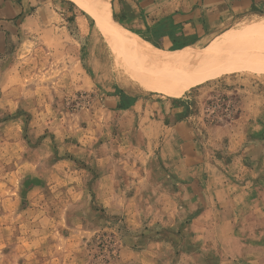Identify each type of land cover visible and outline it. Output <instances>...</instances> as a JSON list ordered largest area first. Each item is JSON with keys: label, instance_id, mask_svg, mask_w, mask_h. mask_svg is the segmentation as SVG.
Instances as JSON below:
<instances>
[{"label": "rangeland", "instance_id": "obj_1", "mask_svg": "<svg viewBox=\"0 0 264 264\" xmlns=\"http://www.w3.org/2000/svg\"><path fill=\"white\" fill-rule=\"evenodd\" d=\"M64 2L77 15L65 16L68 35L39 39L32 55L17 59L7 91L0 88V264H250L246 247L230 242L231 232L200 231L198 223L187 229L184 209L167 203L153 183L150 135L104 100L197 98L207 123H227L244 98L264 106V33L245 30L244 53L237 50L203 83L187 82L181 94L168 96L133 82L126 63L148 71L174 53L201 54L244 29L249 17L231 19L197 44L181 41L176 29L142 37L112 16L124 40L143 46L142 60L112 46L83 7ZM178 70L166 73L178 78ZM111 156L114 180L99 184V160ZM231 251H239L237 259Z\"/></svg>", "mask_w": 264, "mask_h": 264}, {"label": "crops", "instance_id": "obj_2", "mask_svg": "<svg viewBox=\"0 0 264 264\" xmlns=\"http://www.w3.org/2000/svg\"><path fill=\"white\" fill-rule=\"evenodd\" d=\"M66 5L64 0H0L2 91H7L17 59L32 55L39 39H57L63 30L68 35L65 16L76 14ZM110 8L124 28L142 37L168 28L176 29L181 41L200 44L231 19L264 15V0H111ZM196 99L119 95L104 102L123 118L139 121L142 132L150 135L146 148L151 149L153 183L165 191L167 203L184 209L187 229L195 231L198 223L200 231L231 232L230 242L246 247L250 264H264V106L244 98L237 117L209 124ZM113 159L99 160V184L113 182L114 169L108 165ZM226 234L221 238L226 240ZM230 254L237 259L239 251Z\"/></svg>", "mask_w": 264, "mask_h": 264}, {"label": "bare ground", "instance_id": "obj_3", "mask_svg": "<svg viewBox=\"0 0 264 264\" xmlns=\"http://www.w3.org/2000/svg\"><path fill=\"white\" fill-rule=\"evenodd\" d=\"M71 1L83 7L93 17L95 26L108 40H110L112 46L116 47L118 45L122 49L127 50L128 54L131 55H142V60H145L144 55L147 52L143 48H140L134 42L131 43L129 41V43L121 37L116 23L114 24L112 20L109 0ZM246 23L247 26L244 29L226 34L220 42L211 44V46L201 54H172V56L169 55L171 57L164 60L161 65H155V69L152 68L148 71L139 66H134L136 63L129 65L126 63L125 73L133 82L146 91H161L168 96L179 95L181 94V89L184 88V85L187 86V82L189 83L188 87L196 85L198 82L202 81L206 75L217 72L227 60L236 56L241 51L240 48L246 44L247 35L244 33L245 30H256L264 33V20H261L258 17H249L246 20ZM237 50H239V52H237ZM244 52L245 51H241L240 54ZM171 66L178 67V78L170 75L168 72L166 73ZM155 70H159L163 74L166 73L169 75L163 77L164 75L162 76L158 73L155 74ZM179 80H181V82H179Z\"/></svg>", "mask_w": 264, "mask_h": 264}]
</instances>
